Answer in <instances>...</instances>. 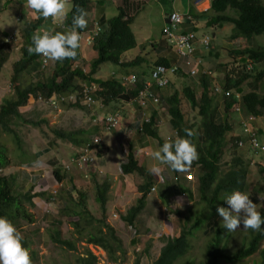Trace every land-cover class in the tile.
<instances>
[{
	"label": "trees",
	"instance_id": "16d2710c",
	"mask_svg": "<svg viewBox=\"0 0 264 264\" xmlns=\"http://www.w3.org/2000/svg\"><path fill=\"white\" fill-rule=\"evenodd\" d=\"M92 1L68 0L70 9L67 10L64 20L58 23L64 29L68 28L72 22V15L78 7L84 9L87 14L95 11L96 8ZM176 12L180 14L177 9ZM35 13L36 18L33 20L16 16L14 22L15 30H17L22 44L18 46L19 59L12 65L10 88L13 90V95L0 106V216L6 217L11 222H17L22 218L24 212L22 205L27 203L33 206L30 193L33 192L36 181L41 179L38 175L33 181L34 184L31 183L29 185L32 192H26L27 190L25 189L26 193H24L25 181H20L19 186L14 189L16 185L15 179H19V174H16L14 177L10 175L6 176L3 173L7 168L16 167L24 169V165L29 167L36 162L34 160L32 162L28 161L24 152L21 151V140L18 137V127H20V124H25L39 130L47 125V120L42 117V112L34 113L33 119L28 120L21 114L22 109L30 105L31 101L34 102V100L38 99L47 101L54 96L77 93L81 91L84 84H94L98 88V91L91 94L94 102L98 103V100H101L102 104L106 107L115 106L116 108L114 107L115 109L110 112L109 116H114L115 111H118L120 114L117 117L120 122L123 119L129 122L132 118L128 116L127 112H129L130 107H127V104L138 98L140 91L145 88L146 81L150 80L151 73L156 69L162 68L164 69V79L168 82L165 88V95L162 96L164 106L167 108L169 114V121L167 123L170 129L175 131L178 136H185L186 129L193 132L192 140L197 148L198 159L193 162L189 174L187 172L178 173L169 168L168 171L171 176L169 182L156 186L150 170H147L141 163L136 161L133 152H129L126 162L119 166V171L121 175H130L134 172L140 175L143 183L137 187L138 192L142 194L136 200V205L131 206L126 211V214L121 216L122 222L134 231L135 234H142L140 231H142L143 225H141L142 220L139 218L145 208V202L150 189L156 186L157 198L168 214L175 216L174 221L170 222L166 220V223H168L169 227L173 226L174 223V226L178 229V233L174 235L173 231L170 233L164 232L159 237L158 242L160 241L161 248L158 256L150 264H255V260L252 259L254 255L260 257V264H264V231L244 230L241 226L239 228L241 230L237 229L233 232H226L220 226L222 219L217 213V208L224 204V198L233 190L249 193L254 187L248 180V167L243 163L241 155L243 151L251 155L256 153L250 150L247 138L244 139L232 134L231 125H229L230 113L232 112V107L235 105V101L232 98L221 97V105L226 115L222 121H218L216 109L213 107L214 98L209 95V77L202 75V91L199 100L195 98V95L190 92L188 87L182 90L191 107L193 109L198 107L199 113V121L195 125L196 130H194L193 126L185 123L180 109V86L178 84L181 76L185 78V75L182 73L183 65L181 64L183 59L175 54L172 48L173 45L165 39L163 41L160 39L154 45L149 46L147 44L146 47L149 48L141 44V46H137L135 35L130 28L135 17L129 14V0H122V6L117 8V15L110 19L107 31L104 33L99 32L93 39L92 50L95 55L88 63V72H84L80 65L79 47L76 50L77 55L74 58L53 61L54 63H51V68H49L51 64L41 68L42 56L29 54L27 51L31 44V36L34 32L43 28L54 29V31L59 30L56 29L51 17L44 18L39 13ZM185 13L186 11L181 13L183 16L177 28V34H197L205 29L204 34H210L211 32L212 35L213 30L219 31L224 27H230L231 30L225 38L227 42L236 40L245 41L246 47L242 50H237L236 45L235 48L221 47L219 52H217L215 51L217 49L215 45L218 42L215 43V37L211 40V50H209L208 57H215L219 53H224L230 57L228 61L219 62V69L215 71L219 76L218 80L220 81V77L223 78L221 80L223 82L222 87L227 93L241 94L243 114L252 116L255 119L252 123L253 127L258 128L259 125L264 130V89L262 87L264 85V69L255 71L258 65H264V48L249 44L255 37H259L264 33L263 1L212 0L210 2L209 14L201 16V14H197L191 9H188L189 17ZM202 18L206 20L204 21ZM209 28H212V30ZM86 29L87 26L85 29L78 31L82 33ZM6 36V33L0 31V42ZM135 48L140 49V52H147L150 48L155 50V62H147L141 55L136 56L131 61H123L124 55ZM11 56L12 50L10 47L1 44L0 71ZM104 64H110L117 68L121 73V77L119 79L113 77L108 79L97 78L96 75ZM143 64L147 70L142 68ZM249 65L252 67L248 70ZM50 70L52 71L51 74L47 75ZM21 75L30 79L29 84L25 87L20 86L17 82ZM127 76H132L131 83L125 81ZM245 89L247 90L246 92ZM151 107L153 113L150 116V122L143 123L142 134L153 138L160 146L164 142L158 134L156 125L157 109L153 105ZM68 109H81L88 113V110L81 107L79 102L68 106ZM133 124H135L136 129L141 127L138 121H134ZM262 129L255 132L260 144H264L259 140V137L263 135ZM50 132L54 139L67 141L74 148H79L93 136L95 130L92 128L90 130L77 129L76 131H67L53 126L50 128ZM4 137H10L11 144L15 145V155L11 147L9 148V145L4 140ZM240 140L243 142L238 149V142ZM241 148H246L248 151L241 150ZM41 152L35 154V156ZM226 154L230 160L222 163V159ZM257 154L261 153L258 152ZM97 156L99 155L97 154ZM257 166L264 171V164L257 163ZM53 169H55L53 172L54 178L58 182L61 181L64 178L65 172L62 169H58V166H55ZM190 174L197 188L196 196L198 200H196L195 194L190 188V181L188 180ZM92 176L97 197L95 201L101 202L105 198L112 180L108 178L102 184H98ZM42 182L45 184L44 179H41ZM262 189L256 190V194L259 192L257 195L264 196V190ZM86 193V190H78L77 193L69 196V199H79L78 207H80V210L78 212H75L73 209H66L63 212L67 211L76 218V220L70 221V223L81 242L100 247L106 253L109 263H117L119 257L123 254L121 251V241L115 235L114 229L106 225L102 218L96 219L92 212L90 213L86 210L83 202ZM170 195L186 197L185 199L192 203V207L186 209L187 211L171 210ZM252 201L254 203L255 200ZM103 207L104 204H102V211L104 210ZM260 212L264 215V207L261 208ZM92 221H94V225H91ZM203 222L205 228L200 229ZM168 226L165 229H169ZM198 230H201L199 235L204 239V243L202 242L203 244L200 246V248L203 247L202 252L199 248L195 249L192 243V239L195 238L193 235ZM145 232L148 233L149 231L145 230ZM242 232L246 233V235L241 234ZM54 234L57 243L67 246L71 251H75L73 243L60 240L58 231H55ZM221 235H224L223 245H221L223 240H221ZM136 240L132 241L133 245L136 243ZM232 242L234 244L235 242H239V244H236V249L230 251L228 247ZM144 243L145 247L134 264H143V258L152 259L149 251L151 243L149 244V240L147 239H145ZM22 244L29 248V243L26 240H22ZM195 250L199 251V260L193 254ZM118 253H120V256H117ZM30 256L31 259L35 258L34 253ZM75 264H97V261L95 256L88 249H85L83 257L78 256Z\"/></svg>",
	"mask_w": 264,
	"mask_h": 264
},
{
	"label": "rangeland",
	"instance_id": "374dc122",
	"mask_svg": "<svg viewBox=\"0 0 264 264\" xmlns=\"http://www.w3.org/2000/svg\"><path fill=\"white\" fill-rule=\"evenodd\" d=\"M262 1L264 3V0ZM188 2L189 0H172V2H169L168 0H129V14L135 17L130 28L133 34L135 35L137 46L144 45L146 47L147 44L150 46L154 45V43L156 42L158 43V41L161 39L163 16H169L172 9L174 8L180 12V15H183L181 13H184L186 10L181 8H187ZM25 3L26 0H0V31L8 34V36H15L16 40L15 47L10 48L12 50V56L6 61L4 67L0 71V106L4 103L6 99H9L11 95H13V90L10 88L12 77V65L15 61L19 59L18 46L22 44L19 34L17 33V30H15L14 22L16 19V12L18 11L19 6ZM92 3L95 8H99V10L93 11V14L89 15V20H95L96 18H98L99 15H101V13L99 12H103L106 20L105 22H102L99 26V31L104 33L107 31V26L110 19L117 15L116 8L122 6V0H93ZM206 7H208V4L206 5ZM67 9H70V3H68ZM23 14L24 13L20 11L17 13V15L19 16ZM23 18L33 20L36 17L30 15H25L24 17L23 15ZM230 30V27H224L221 31L213 30V32L215 34L223 32V35L226 36L230 32ZM254 40L255 45H257V47L264 48V33L259 37H255ZM216 42H218V44L221 43L219 37H216L215 43ZM241 44L244 45V42ZM215 46L217 48V51L220 50L221 47H224L223 45L221 47H219V45ZM244 46L242 47L244 48ZM144 52L145 51L140 52V49L135 48L134 50H131L124 55L123 61H131L136 56L141 55L146 59L147 62H155V50L150 48L149 51L145 53ZM94 55L95 54L92 48L90 47L84 49V51H80V65L85 72H88V63L91 61ZM216 57L219 62H225L230 60V57L226 56V54L219 53L215 57L212 56L204 62L205 65H203V67H205L207 71H212L213 79H216L218 77L215 71L219 69V64L215 66L212 65L213 63L216 64L214 62L216 61ZM190 63L192 64L193 62ZM51 67L52 64L49 66V68ZM142 68L144 70H147L144 64L142 65ZM261 69H264V65H258L255 71ZM51 72L52 71L50 70L47 75L51 74ZM120 74L121 73L114 66L110 64H104L100 68L96 77L102 79H108L113 77L115 79H118L120 78ZM180 79L181 80L178 84L180 86V108L183 113V119L185 123L190 126H193L194 130H196L195 125L199 120L198 108L196 107V110L193 109L188 104L185 96H183L182 93V88L186 85L192 84L193 80L189 79L186 75L185 78L181 76ZM29 81V78L22 75L17 80L19 85L22 87L28 85ZM262 87L264 89V85ZM246 91L247 90L245 89V92ZM215 92L220 93V89L217 88ZM160 95L164 96L165 91H161ZM214 101H216V98H214ZM241 102L242 98H239V106H242ZM84 108L88 110V113L85 110L68 109V107H66L62 112L56 113L51 110L47 106V104H43L40 100H34V102L31 101L30 105H27L24 109L21 110V114L24 118L31 120L34 117V113L36 114V112H42V117L47 120V125L43 126L41 130H39L25 124H20V127H18V137L21 140V151L24 152L26 158H28V161L32 162L33 160H35V157L33 158L35 154L43 150H48L49 153L46 155L53 156L55 160H57L56 166H58V169L62 168V171H64V165L68 167L69 171L67 172V174H64V177H66L67 180H70V183L73 181V183L71 184L72 187H70L74 189L75 192H73L72 195L77 193L78 190L87 191L86 196L84 198V203L86 204L87 210H91L93 216L96 219L102 218L106 225H109L114 229L115 235L121 241V251L123 252L122 256L119 257L117 263H109L106 253L100 247L94 245H87L84 242L80 241L79 237H77L75 230L70 223V221L74 220L71 217L72 214L61 211L66 206L75 211L80 210V208L78 207L79 199H69L70 195H67L64 192V188L59 186L60 184L57 183L56 180L54 181L53 172L55 169H47L44 172L41 166L38 169H33L31 167H26L25 165L23 166V168L26 169H20L21 171L23 170L25 173L26 171H28L29 173L33 172L32 174L40 172V178L42 179L43 176L47 180L45 184L44 182H42L40 187L33 188V194H35L33 198H36L34 200L35 208L31 209V206H29L27 203H24L22 205L23 208L26 209V212L32 214L31 218L33 219L27 217L29 220L32 221H29L27 218H23L19 222L14 221L12 223L17 228V230L20 231L22 235V240H27V242L29 243V255H32V253H34L35 255L34 259H31L30 256L31 264H75V260L78 256L83 257V252L85 249H88L95 256L97 264H134L138 256H140L143 248L145 247V239L149 240V244L151 243L149 251L152 259L143 258L142 263L150 264L154 260V258L158 256L159 250L161 248V244L159 243L160 241L158 242L159 237L164 232L170 233L171 231H173L174 235L178 233V229L174 226V223L171 227H169L168 223H166V220L170 222L172 220L174 221L175 216L168 214L160 200L157 198V192L155 190L154 194L151 193L149 197H147L148 200H146L145 202V208L139 218L140 220H142L141 225H143V228L141 229L142 231H140L142 233L141 235L135 234L134 231H132L122 222L120 216L124 215L131 206L136 205V200L141 196L142 193L137 192V186L141 182H143V180L141 181L137 175L133 176L134 174L132 175V179L130 177H125L124 182L127 188H124L122 191L119 190V186L121 189V173L119 171V165L122 162L123 157L120 155V150L118 149L116 142L113 140V136L116 131L110 133H102L105 137V140L112 139V145L110 144V141L106 142L104 140L102 144L106 146L109 152L105 153L104 156L100 158V160H93L91 164L92 166H84L83 169L80 170L77 168V165H70V162L73 160L75 155L74 146L70 145V143H68L67 141L54 139L50 132V128L56 126L62 130L65 129L67 131H76L77 129L90 130L95 125V119L99 118L103 114V112H100L102 109L105 110V112L110 111V109H108L109 107H100L99 105H97L95 109L92 107ZM121 123L125 124L126 119H123ZM229 125H231L233 129H238V125L234 123L231 124V121H229ZM159 131L160 137L164 141L168 140V136H171L170 139L174 137V135H172V130L170 129V126H168V124L160 126ZM4 140L9 145V148L11 147V150L15 155L16 147L15 145L11 144L10 137H4ZM259 140L264 143V130L263 135L259 137ZM227 147H229V145H227ZM121 149L124 152L126 151V149L124 148ZM100 150L101 149L92 151V157L93 154H96V152ZM241 150L247 149L241 148ZM123 156L126 157L125 154H123ZM241 157L244 161L243 163H245L248 167V180L254 186L252 190L248 193L249 198L255 200L254 203L258 204V210L260 211L261 208L264 207V196L257 195L259 194V192L256 194V190H259L261 188H263L262 190H264V171L257 166V163H260L261 165L264 164V155H251L246 153V151H243ZM146 158H151L150 153H148V157ZM229 160L230 158L226 154L222 159V163H226ZM42 161L45 162L46 159L42 158ZM153 163L155 162L151 160L146 164L147 166H149L153 165ZM162 166L164 165H161L160 168ZM101 167L102 169H104L103 171L101 170ZM90 168H93L92 170L94 172H88L87 170ZM99 169L102 171L101 174L98 173ZM18 171V168L12 167L7 168L3 173L6 176L10 175L15 177ZM85 171L88 172V177L84 176ZM91 173H93L92 177L95 178L98 184H101L108 178L112 180V184L108 190L109 194L107 203L109 204H106L105 212H103L101 207L95 202V189L93 185V180L92 178H90ZM187 173L189 174L190 171H188ZM15 181L16 185L14 189L17 188L21 183L17 179H15ZM190 184V188L195 194L196 200H198V197L196 196L197 188L193 178ZM26 187L29 188L26 192H30V186L27 185ZM119 191L121 193H118ZM33 194L30 193V195ZM185 198L186 197L184 196L177 197L176 195H170V209L173 211H182L191 208L192 203L188 202ZM220 207H228L226 201ZM56 219L60 221L61 232H59V238L63 241L73 243L75 251H71L68 249L67 246L55 243L53 241V237L55 236L47 226L52 220L56 221ZM92 224L94 225V221H92L91 225ZM167 226L169 227V229H165V227ZM204 228L205 224L203 222L200 226V229ZM145 230H148L149 232L147 233L145 232ZM200 232L201 230L195 232V234L193 235L195 236V238L192 239V243L195 249L199 248L202 252L203 247L200 248V246L204 243V239L202 236L199 235ZM241 234L246 235V233L244 232H242ZM224 235H221V240L223 239ZM133 240H136V243L134 245L132 244ZM82 241H84V239H82ZM223 242L224 239L222 240L221 245L224 244ZM206 244H208V242H206ZM236 244H239V242H235V244L233 242L230 243L228 247L229 250L233 251L234 249H236ZM193 254L196 256L197 260L200 259L198 250L193 251ZM117 256H120V253H118ZM252 259L255 260V264L261 263V259L259 256L254 255Z\"/></svg>",
	"mask_w": 264,
	"mask_h": 264
},
{
	"label": "clouds",
	"instance_id": "9594fccd",
	"mask_svg": "<svg viewBox=\"0 0 264 264\" xmlns=\"http://www.w3.org/2000/svg\"><path fill=\"white\" fill-rule=\"evenodd\" d=\"M154 1H158V0H154ZM206 1H208V3H207L208 7L206 10H201L200 14L202 16V15L209 14L210 2L212 0H189V3L192 4L193 6H197V5L201 4L202 2H206ZM26 5L30 9L39 13L40 16H42L44 18L51 17L53 20H56V21L58 20L57 22H59V21L62 22L64 20V18L66 17V14H67V10H68L67 9L68 0H26ZM188 9H190V8L187 6V11L185 13V15L187 17H189ZM173 13L178 14L180 17L183 16V15H180L179 13H177L176 10L172 11L169 14V16L167 17V20L165 22H163V26H162V30H161V40L162 41L165 39V36L163 34V30L167 26H169V24H170L169 18ZM90 14H93V12L87 14V12L84 9L78 7L76 9V12L73 13V15H72L71 25L68 28L64 29L63 31H60V30H62L60 28H56L59 31H54V29H49V28H43V29L37 30L31 36V44L29 45L27 51L29 52V54L40 55L44 58L52 60V61L48 62L47 65L51 64L53 61L54 62L55 61H63L66 58H74L77 55L76 50L78 47H79L78 49H79V55H80V51H84V49H86V48L82 47V43H79L81 35L87 36L88 32L95 31V35L93 36V39H94L100 32L99 26L101 25L102 20H101V22H99L100 21L99 18H96L95 20H89ZM105 20H106V18H105ZM105 20L103 22H105ZM203 20L205 21L206 19H203ZM86 26H87V29L84 32L80 33V31H78V30L85 29ZM178 27H179V24L175 28L176 29L175 35H177V36L181 35V34H177L178 33L177 28ZM209 29L212 30V28H209ZM204 30L200 33H197V34H188V35L194 36V43H193L194 44L193 45L194 50L192 53V62L193 63L191 64V67L189 70H187V71L182 70V73L184 75H186L189 79H192V80L196 79V81L198 82V85L201 87L200 94L202 91V85H201L202 75H206L209 77V80H210V82H209V84H210L209 95L212 96L213 98H216V101H214V99H213V107H215V109H216L218 121H222L225 118L226 114L223 112V108H221V112L219 111V108H218L219 104H218L217 98L221 100V97L224 96L225 98H232L235 101V105L232 107V112L230 113V121H231V124L234 123V124L238 125V129H233L231 126V131H232L233 135H237V136L243 137L245 139L246 137L244 135L243 129H244L245 120L249 116L244 115L243 110H242V106H239V98L242 97L241 94L229 93L228 96H225V93H227V92L224 91L223 87H222L223 82L221 80L223 78L220 77V81L218 80L219 76L216 79H213L212 78V71L211 70L207 71L206 68L203 67V65H205L204 62L210 58V56L208 57V53H209V50H211V48H210L211 40L214 39L215 37L226 38L228 36V34L226 36L223 35V32H221V33L219 32L218 34H215L214 32H212L213 33L212 35H211V33L210 34H204ZM7 36H8V34H7ZM184 36H186V35H184ZM6 37H3L1 39L0 46L2 44L3 39ZM221 38H219V39L221 40ZM93 39H92V43L90 45V48H92ZM224 41L226 43H223V41L221 40V43L220 44L217 43L216 45H219V47H221L223 45L224 48H233V47L235 48V46L237 45V47H236L237 50H239V49L242 50L243 49L242 46H244V45H245L244 48L246 47V43L244 40H236V41L227 42L225 39ZM243 42H244V45L241 44ZM227 45H229V46H227ZM7 46H9V45H7ZM9 47L14 48L13 46H9ZM215 51H217V49H215ZM217 52H219V50ZM200 54H202V55H200ZM206 57H208V59H206ZM251 67L252 66L249 65L248 70L251 69ZM191 69H193V71H194L193 74H191ZM126 78L127 79L125 81L131 83L132 76H127ZM211 83H212V85H211ZM90 85H94V84H90ZM167 85H168V82L164 86H157L155 84V82L151 80V76H150V80L148 79L146 81L145 88L150 87V89L152 90L154 95L158 98V103L157 104H147V109L145 111V114H143L144 112L142 111V109L140 107H138V105L135 102L136 99L132 100L129 104H127V107H130L129 112H127L128 115L130 116V113L133 114L131 117L132 120L129 122H126L125 124H122L120 122V124H121L120 130L122 131L123 135H122L121 139L119 140L118 145H119L120 152L122 150L121 148L126 149L125 152L124 151L121 152L122 154H125L126 157L128 156L129 152H133V149L131 148L132 147L131 143H132V139L134 137H136L137 134L140 135L142 138L146 139L148 142L150 140L151 143L155 145V150H153L151 152V158L155 163H153V165L151 166L150 169L144 163V161L146 160V157H148V153H150V152H144L143 151L137 155H136V153L133 152V155H134L136 161L141 163L147 170H150V172L152 173V175L154 177L156 186L162 185L164 182H169L170 177H171L169 175L170 173L168 171L169 168L175 172H178V173L179 172H188L190 170L193 162L198 159L197 148H196L195 143H193V140H192V137L194 134L190 130H187V129L185 130V132H186L185 136H178V134H176V132L172 130V133H173L172 135H174V137H172L170 139L171 136H168V140H165V141L161 139L164 143L160 146L158 145V142L156 140L142 134L143 123H149L150 122V116L153 113L151 105L155 106L157 109L156 125H157L159 136H160V131H159L160 126H162V125L164 126V124H168L167 121H169V114L167 112V108H165V106H164L162 96L159 93V91L161 89L165 91V88ZM186 87H188L190 89V92L193 93L195 95V98H196V94L192 90V84L186 85L183 88H186ZM183 88H182V90H183ZM217 88L220 89V93L215 92V90ZM96 91H98V88ZM80 92H77V93L74 92L72 94L60 95V96H69V95H74V94L76 95V101L75 102H69V103L63 105L62 111L66 107L74 105L76 102L80 103V100H79L80 97L78 96V93H80ZM236 95L239 96L238 99H236ZM218 96H220V97H218ZM179 98H180V96H179ZM199 98H200V95H199ZM199 98L198 99L196 98V99L199 100ZM180 103H181V101H180ZM188 104L190 105L189 102H188ZM80 105L83 108L85 107L81 103H80ZM97 105H99L100 107L104 106L102 104V101L98 100V103H94L91 107L95 109V107H97ZM87 108H90V107H87ZM108 109H110V111H108V112H105V110L102 109L101 111L103 112V114L99 118L95 119L96 122H95V125L93 127V129L95 130V133L93 134V136L91 138H89V140L85 143V145L82 146L79 149V151L74 155L73 160H75V161L70 162L71 166L77 165L78 169H80V170L83 169L84 166L82 164L78 163V159L81 156L82 149H84L85 147H88L91 150V152L99 149V147L102 145V139L100 137L94 136V135H101L102 133H110V132H106L104 130L103 123L105 122L106 118L112 117V116H109V114L115 108L113 107V105H111ZM195 110H196V108H195ZM115 112L116 113L114 114V116H117L118 114H120L118 111H115ZM146 117L148 118L147 122L145 121ZM134 121H138L140 123L141 127L139 129L135 128V124H133ZM198 121H197V123H198ZM168 126H169V124H168ZM124 128L127 131H124L123 130ZM256 129L258 131V128H256ZM118 131L119 130H117L116 132H118ZM111 132H113V131H111ZM95 138H99L101 141L99 143L95 144L94 143ZM122 140H123V144H122ZM239 142H243V141L240 140ZM239 142H238V148H239ZM262 145H264V144H262ZM99 152L100 151L96 152V154H93V157H92V153L89 154L92 161L93 160H100L99 156H97V154L99 155ZM126 157L123 158V161L120 163V166L124 162H126ZM91 164H92V162L88 166H92ZM161 165H164V166H162L160 168ZM64 166H65V168H64L63 172H65L64 174H67L69 169L66 165H64ZM88 166H85V167H88ZM93 168H90L87 171L88 172L92 171ZM165 170H167L168 172ZM87 171H85V173H84L85 177H88ZM98 173L101 174L102 171L99 169ZM163 173H166L168 175L167 179H165V180L162 178ZM91 175H93V173H91ZM132 175L133 176L137 175L141 181L143 180L140 177V175H138L136 172H134L130 175H121L120 174V176L123 178L130 177L131 179H132ZM90 178H91V176H90ZM53 179H54V181L56 180L55 178H53ZM66 179L67 178L64 177V178H62L61 181H59V182L56 181V182L60 184L63 180H66ZM191 180H192V177L189 180L190 183H191ZM141 183H143V182H141ZM71 184H72V182H71ZM156 186H154L153 188L150 189V193L148 194V197L151 193L154 194V191L156 190ZM190 186H191V184H190ZM84 189H86V188H84ZM73 191H74V189L71 188L70 192H68L66 194L71 195L73 193ZM137 192H138V187H137ZM32 194H33V192H32ZM34 195L35 194L31 195L32 200H33ZM107 197H108V191L106 193L105 198L101 202L95 201L101 207V209H102V204H104L103 212H105V206L107 204ZM96 198L97 197H96V192H95V199ZM224 200L226 201L228 207H218L217 213L222 218L220 226L223 229H225L226 232L236 231L241 226L244 230L251 229L253 231H256V230L264 231V227H262V226H264V215H262L261 212L258 210V206H257L258 204L253 203V201L249 198L248 193L240 191V190H233L230 194H228L224 198ZM31 202L33 203V206H31V209H34L35 203H34V201H31ZM83 202H84V199H83ZM48 205H50V204H48ZM85 208L87 210L86 204H85ZM66 209H71V208L66 206L62 209V211L66 210ZM23 211H24L23 217L20 218L17 222H19L23 218H27V217L31 218V216H32L31 213L26 212V209H24ZM78 211L79 210H77L75 212H78ZM88 211L91 213V210H88ZM25 212H26V214L24 215ZM65 212H67V211H65ZM124 215H121V216H124ZM121 216H120V219H121ZM71 217H72V219L76 220L75 217H73V216H71ZM31 219H33V218H31ZM29 221H32V220H29ZM47 227L50 229V231L53 232L54 236H55V234H54L55 231H58V233L61 232L60 221L58 219H56V221L52 220ZM60 240H62V239H60ZM53 241L55 243H57L55 241V238ZM0 264H31L29 249L27 247L23 246L22 235H21L20 231L17 230V228L13 225V223L10 220H8L6 217H3V216H0Z\"/></svg>",
	"mask_w": 264,
	"mask_h": 264
},
{
	"label": "built area",
	"instance_id": "2783aa9c",
	"mask_svg": "<svg viewBox=\"0 0 264 264\" xmlns=\"http://www.w3.org/2000/svg\"><path fill=\"white\" fill-rule=\"evenodd\" d=\"M181 17L173 13L169 18V26H167L163 30V34L165 36V40L168 43H171L173 46L172 48L175 51V54L178 55L179 58H182V70H189L191 67L192 62V53H193V43H194V36L193 35H175V28L178 24H180ZM53 23L56 28H60L64 30V28L56 21L53 20ZM95 35V31L88 32L87 36L81 35L79 43H82L83 48L90 47L92 43L93 36ZM15 36H7L3 39L2 44L9 45L15 47ZM52 60L42 57V65L41 68H44ZM194 71L191 69V74H193ZM133 79V78H131ZM151 80L155 82L157 86H164L166 85L167 81L164 79V69L159 68L154 70L151 73ZM97 90V87L95 85H86L84 84L82 87V90L80 93H78V96L80 97V103L85 107H91L95 102L91 96V94L95 93ZM229 93H225V96H228ZM239 96L236 95V99H238ZM40 100L43 104H47V106L52 109L54 112L59 113L62 112V106L69 103V102H75L76 101V95H69V96H54L51 99L47 101ZM138 107L142 109L145 114V111L147 109V104H157L158 98L154 95L150 87L145 88L143 91H141L138 95V98L135 100ZM145 121H148V118H145ZM255 121V119L252 116L247 117L244 124V135L248 139V145L250 147V150L254 153H261L264 154V145L260 144L258 141L257 135L255 132H257L256 127H253L252 123ZM104 130L106 132L111 131H117L121 129L120 126V120L117 116L108 117L105 119V122L103 123ZM119 128V129H118ZM124 131H127L125 128ZM101 140L99 138H95L94 143L97 144ZM242 142H239V147L241 146ZM91 150L88 147H85L81 151V156L78 159V163L82 164L83 166H88L92 159L90 157ZM75 161V160H72ZM189 180L191 179V176L189 175Z\"/></svg>",
	"mask_w": 264,
	"mask_h": 264
},
{
	"label": "crops",
	"instance_id": "0c3cea01",
	"mask_svg": "<svg viewBox=\"0 0 264 264\" xmlns=\"http://www.w3.org/2000/svg\"><path fill=\"white\" fill-rule=\"evenodd\" d=\"M169 2H172V0H168ZM112 3V2H111ZM165 3V2H164ZM207 3H208V1H206V2H202V4H200V5H198V6H193L192 4H190L189 2H188V4H187V6L191 9V10H193L195 13H197V14H200V12H201V10H206L207 9V7H206V5H207ZM174 8V7H173ZM184 10H186L187 11V8H183ZM97 10H99V8H97L96 9V11ZM176 9L174 8V9H172V11H175ZM22 12V13H24L23 15L25 16V15H30V16H34V17H36V13H35V11L34 10H32V9H30L29 7H27V5H26V3L25 4H23V5H20L19 6V8H18V11H17V13L18 12ZM171 11V12H172ZM17 13H16V16H19V15H17ZM99 13H101V15H99L98 16V18L100 19V21L102 20V22L105 20V15H104V13L103 12H99ZM23 15H21V16H19V17H23ZM167 17L168 16H163V22H165L166 20H167ZM16 20V19H15ZM58 21V20H57ZM60 22V21H59ZM219 38H221V37H219ZM221 40L223 41V43H226L224 40H225V38H221ZM249 44L251 45V46H255V40H252V41H250L249 42ZM224 54V53H223ZM200 55H202V54H200ZM216 64H212V65H218L219 64V61L216 59V61H214ZM193 83H192V90H193V92L196 94V98L198 99L199 98V95H200V90H201V87L198 85V82L196 81V79H193ZM179 90H180V87H179ZM161 91H163V90H160L159 91V93L161 92ZM218 97H220V96H218ZM217 101H218V104H219V111L221 112V108H222V105H221V101H220V99H218L217 98ZM220 101V102H219ZM100 112H102V111H100ZM132 113H130V116L132 117ZM129 116V115H128ZM138 118V117H137ZM237 119V118H236ZM259 129H262L261 128V126L259 127V125H258V130ZM263 130V129H262ZM122 135H123V133H122V131L121 130H119L118 132H116L115 134H114V136H113V140L116 142V144H117V146H118V149H119V140L121 139V137H122ZM94 136H98V137H100L101 139H102V143L104 142V140H105V137H104V135H94ZM112 140V139H111ZM111 140L110 139H106L105 141L107 142V141H110V144H111ZM151 143V141L149 140V142L146 140V139H144V138H142L140 135H136V137H134L133 139H132V143H131V148L133 149V152L134 153H136V155L137 154H139V153H141V152H150V155H151V152L153 151V150H155V145L154 144H150ZM85 144H82L79 148H74L75 149V154L79 151V149L82 147V146H84ZM112 145V144H111ZM99 149H101L100 150V152H99V158H102L103 156H104V154L105 153H108L109 152V150L106 148V146L104 145V144H102L100 147H99ZM120 152V151H119ZM49 153V151L48 150H43L40 154H38V155H36L35 156V160L34 161H36L35 163H34V165H31V166H29V167H31V168H40V166L42 167V169H43V171L45 172L47 169H53L55 166H56V164H57V160H55V158L53 157V156H50V155H46V154H48ZM120 155L122 156L123 154L120 152ZM46 156V157H45ZM47 156H49V157H47ZM123 157V156H122ZM42 158H45L46 159V161L44 162V161H42ZM124 158V157H123ZM152 160V158H146V160L144 161V163L146 164V163H148L149 161H151ZM123 161V160H122ZM120 166V165H119ZM146 166H147V164H146ZM151 166L152 165H149V166H147L149 169L151 168ZM103 167V166H102ZM102 167H101V170L103 171L104 169H102ZM117 167H118V165H117ZM19 169V171L17 172V175L19 174V181H25V184H24V187L25 188H23V191L25 192L26 190H28L29 188H27L26 186L27 185H31V183L32 184H34V180L36 179V177L39 175V177H40V172L37 174H32V173H29L28 171H26V173L22 170H20V168H18ZM24 169H26V168H24ZM93 171V170H92ZM94 172V171H93ZM28 173V174H27ZM44 174V173H43ZM167 177H168V175L166 174V173H163L162 174V178L165 180V179H167ZM24 179H26V180H24ZM42 179H44L45 180V182H46V178H44L43 176H42ZM72 183H73V181H72ZM41 186V179L39 180V181H36V185H35V187H40ZM59 186H61V187H63L64 188V192L65 193H67V192H70V190H71V183H70V180H63L61 183H60V185ZM124 188H127L126 187V185H125V182H124V178L123 177H121V189H120V186H119V190L120 191H122ZM26 189V190H25ZM33 191H34V189H33ZM118 192V193H121V192ZM109 194V193H108ZM40 196V195H39ZM138 198V197H137ZM36 198H33V201L35 200ZM107 200H108V197H107ZM109 203H107V205H108Z\"/></svg>",
	"mask_w": 264,
	"mask_h": 264
}]
</instances>
